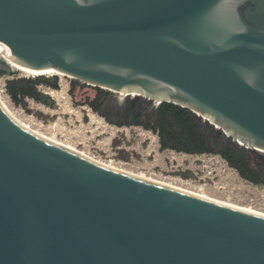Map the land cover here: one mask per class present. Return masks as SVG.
I'll list each match as a JSON object with an SVG mask.
<instances>
[{
	"label": "water",
	"instance_id": "95a60500",
	"mask_svg": "<svg viewBox=\"0 0 264 264\" xmlns=\"http://www.w3.org/2000/svg\"><path fill=\"white\" fill-rule=\"evenodd\" d=\"M0 44L263 154L264 0H0ZM0 264H264V215L110 167L0 102Z\"/></svg>",
	"mask_w": 264,
	"mask_h": 264
},
{
	"label": "rangeland",
	"instance_id": "374dc122",
	"mask_svg": "<svg viewBox=\"0 0 264 264\" xmlns=\"http://www.w3.org/2000/svg\"><path fill=\"white\" fill-rule=\"evenodd\" d=\"M57 75L58 89L39 85L51 104L29 97L25 105L16 104L6 88L11 77L5 75L0 76V102L29 131L110 167L264 215V184L244 179L220 153L162 150L159 135L153 130L142 125L116 124L90 106L89 101L107 88L79 80L74 82V78L64 74ZM200 120L209 134L204 118ZM207 122L211 125L210 120ZM234 139L221 134L222 143L231 141L240 146ZM210 143L214 145L212 140ZM247 149L251 156L261 157L257 160L264 163V153Z\"/></svg>",
	"mask_w": 264,
	"mask_h": 264
},
{
	"label": "trees",
	"instance_id": "16d2710c",
	"mask_svg": "<svg viewBox=\"0 0 264 264\" xmlns=\"http://www.w3.org/2000/svg\"><path fill=\"white\" fill-rule=\"evenodd\" d=\"M33 76V77H31ZM35 76V77H34ZM74 82H77L76 80ZM59 88V75H30L7 80L6 88L16 104L25 105L26 98H34L46 104L47 95L39 90V85ZM101 94L89 101L90 106L99 112ZM136 121L131 120L119 125L138 124L153 130L159 135L160 148L172 149L189 154L220 153L230 166L237 169L246 180L255 184H264V163L257 160L259 156H251L247 148L236 146L233 142H221V135L212 131V126L206 122L207 131L203 129L200 118L190 109L170 102H162L155 114L156 123H142L141 113H136ZM213 141L214 145L210 143ZM257 161V162H256Z\"/></svg>",
	"mask_w": 264,
	"mask_h": 264
},
{
	"label": "flooded vegetation",
	"instance_id": "af4514ba",
	"mask_svg": "<svg viewBox=\"0 0 264 264\" xmlns=\"http://www.w3.org/2000/svg\"><path fill=\"white\" fill-rule=\"evenodd\" d=\"M100 94L102 97L100 99L101 106L99 112L106 118H109L110 121L119 124L121 122L125 123L131 120L135 123L136 113H141L140 121L142 123H156L155 114L160 104H156L154 99L144 95H138V97H136V93L127 92L122 94L109 89H101L95 98H97ZM134 125L138 124H131L130 126Z\"/></svg>",
	"mask_w": 264,
	"mask_h": 264
},
{
	"label": "bare ground",
	"instance_id": "6f19581e",
	"mask_svg": "<svg viewBox=\"0 0 264 264\" xmlns=\"http://www.w3.org/2000/svg\"><path fill=\"white\" fill-rule=\"evenodd\" d=\"M0 62L7 64L10 68L14 69L16 72L18 71V73H15V75H8L9 77L13 78L14 76H24L22 74H35V75H46V74H64L62 72L56 71V70H45V71H35L31 68H29L28 66L19 63L18 61H15L14 59H12L9 56V51H7L1 44H0ZM66 75V74H64ZM122 94H125L123 91L119 92ZM131 93V92H128ZM132 93H136V92H132ZM137 94V93H136ZM156 104L159 105V102ZM205 117V116H204ZM206 118V117H205ZM208 119V118H207ZM218 127V126H217ZM240 144H244L242 141H239ZM260 152L264 153V149L262 148H257ZM203 197V196H202ZM223 203V202H222ZM226 204V203H225ZM229 205V204H228ZM233 206V205H232ZM236 207V206H234ZM240 208V207H238ZM243 209V208H241ZM247 210V209H245ZM254 213H258L261 214L259 212H255L252 210H248ZM263 215V214H262Z\"/></svg>",
	"mask_w": 264,
	"mask_h": 264
},
{
	"label": "built area",
	"instance_id": "2783aa9c",
	"mask_svg": "<svg viewBox=\"0 0 264 264\" xmlns=\"http://www.w3.org/2000/svg\"><path fill=\"white\" fill-rule=\"evenodd\" d=\"M203 118H204V121H206V122H207V120H208V119H207V118H205L204 116H203ZM216 126H217V125H216Z\"/></svg>",
	"mask_w": 264,
	"mask_h": 264
}]
</instances>
